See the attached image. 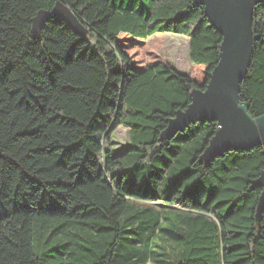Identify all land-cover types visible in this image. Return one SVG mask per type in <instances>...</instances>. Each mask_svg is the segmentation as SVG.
Instances as JSON below:
<instances>
[{
    "label": "trees",
    "instance_id": "obj_1",
    "mask_svg": "<svg viewBox=\"0 0 264 264\" xmlns=\"http://www.w3.org/2000/svg\"><path fill=\"white\" fill-rule=\"evenodd\" d=\"M57 1L0 0V264H148L154 255L164 261L158 249L170 237L180 248L176 264H264V146L208 159L216 122L203 120L180 144L200 134L198 149L183 160L176 146L177 159L155 166L182 133L168 139L169 121L219 61L222 34L204 6L64 0L89 32L53 16L35 33L33 17ZM253 29L240 99L259 116L264 2ZM164 32L190 37L197 79L159 57ZM121 125L130 143L117 158L112 133ZM130 170L149 187L144 194L124 187ZM146 229L160 241L126 236Z\"/></svg>",
    "mask_w": 264,
    "mask_h": 264
},
{
    "label": "water",
    "instance_id": "obj_2",
    "mask_svg": "<svg viewBox=\"0 0 264 264\" xmlns=\"http://www.w3.org/2000/svg\"><path fill=\"white\" fill-rule=\"evenodd\" d=\"M264 0H195L204 6L205 15L222 34L219 61L210 73L205 89H196L185 110L179 111L167 126V138L184 132L192 124L211 120L216 130L205 148L208 159H214L228 149L248 150L264 146V114L255 116L249 104L240 99V86L251 65L254 42V10ZM56 16L78 34L85 36L89 29L64 1L58 0L51 10L40 9L32 19L35 33ZM257 184L262 187L259 204L264 209V170Z\"/></svg>",
    "mask_w": 264,
    "mask_h": 264
},
{
    "label": "rangeland",
    "instance_id": "obj_3",
    "mask_svg": "<svg viewBox=\"0 0 264 264\" xmlns=\"http://www.w3.org/2000/svg\"><path fill=\"white\" fill-rule=\"evenodd\" d=\"M163 37V44L160 48H158V54L159 57L164 60L165 62L171 64L172 66L176 67L178 70H180L182 73L188 74L190 77L197 79L195 74V66L190 58V44L189 40L185 39L184 36H175L173 34H162ZM153 39V36L150 37ZM200 82V81H199ZM194 127H188V134H192L197 128L198 125L194 124ZM186 135V132H182L179 136L174 137L172 139V147L168 146L164 154L161 158H157L155 160V166L161 167L163 165H166L168 159H177L178 156L174 154V151L176 150V146H180L182 143V136L184 137ZM200 140L202 141V137L200 134L195 135L193 139L185 141L180 147H181V153H182V159L184 160L189 154V151L198 149L200 147ZM130 143L129 139V128L125 127L123 125L119 126L113 133H112V146L114 149L115 156L117 158L123 157L127 153L128 145ZM170 170V165L166 167L165 174L171 178V173H168ZM143 180V179H142ZM142 180L140 178H134L132 174V170L128 171L126 173V176L124 178L123 185L127 189L136 190L137 193L144 194L146 191H148V186L146 184H143ZM141 203L142 200H141ZM158 203H162L161 201ZM169 211L171 214V208L167 207L165 210ZM163 212V211H162ZM169 214L165 213V216ZM169 223V222H167ZM166 226V223L162 225L164 228ZM148 231V234H145V232ZM144 233H141L139 235H136V233L130 234L129 232L126 233L127 235L137 237L140 239L143 243H150L154 239H156L158 242L160 241L158 236H155L154 233H151L150 230L146 229ZM150 237H152L150 239ZM152 243V242H151ZM159 251H164L165 256L162 257L164 261H160V257L157 255H154V260L149 262L148 264H176L178 260L180 259V248L177 246V243L175 240H173L171 237L166 240V242L161 243Z\"/></svg>",
    "mask_w": 264,
    "mask_h": 264
},
{
    "label": "crops",
    "instance_id": "obj_4",
    "mask_svg": "<svg viewBox=\"0 0 264 264\" xmlns=\"http://www.w3.org/2000/svg\"><path fill=\"white\" fill-rule=\"evenodd\" d=\"M163 34H173L175 36H184L185 39L189 40V44H190V37L187 35H183V34H177V33H173V32H164ZM180 71V70H179Z\"/></svg>",
    "mask_w": 264,
    "mask_h": 264
}]
</instances>
